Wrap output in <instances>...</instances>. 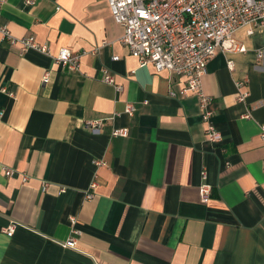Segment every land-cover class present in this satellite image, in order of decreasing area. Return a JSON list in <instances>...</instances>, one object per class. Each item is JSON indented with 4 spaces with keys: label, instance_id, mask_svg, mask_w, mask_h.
Returning <instances> with one entry per match:
<instances>
[{
    "label": "crops",
    "instance_id": "crops-1",
    "mask_svg": "<svg viewBox=\"0 0 264 264\" xmlns=\"http://www.w3.org/2000/svg\"><path fill=\"white\" fill-rule=\"evenodd\" d=\"M35 1L0 4V27L50 49L22 52L0 31V264H264V27H241L246 52L218 49L208 63L216 144L185 78L140 66L108 0ZM63 47L81 54L78 69L55 61Z\"/></svg>",
    "mask_w": 264,
    "mask_h": 264
},
{
    "label": "built area",
    "instance_id": "built-area-1",
    "mask_svg": "<svg viewBox=\"0 0 264 264\" xmlns=\"http://www.w3.org/2000/svg\"><path fill=\"white\" fill-rule=\"evenodd\" d=\"M5 0H0V4ZM35 0H26V4L34 5ZM112 17L116 23L124 27L121 42L130 54L138 58L140 66L152 64L158 72L169 71L185 78L181 89L183 95L195 93L198 96L202 119L206 123L207 139L213 143H220L222 133L213 121L211 109L212 97L203 88V76L207 72L209 61L216 55L218 49L228 52H246V46L236 39V32L241 27L250 30L264 27V0H108ZM0 31L13 44L20 43L22 52L32 48L49 54V46L41 44L34 36L15 38L6 27ZM258 58L264 57V49L257 53ZM81 54L69 48H61L55 61L78 69ZM114 60L118 56L113 57ZM234 61H228V67L234 68ZM49 80V72L43 76V82ZM106 83L114 85L118 90L115 76L106 68L104 78ZM248 78L237 81V99L246 102L250 96ZM261 104V102H260ZM135 106L128 103L125 112L133 114ZM1 116V114H0ZM247 112L245 117H249ZM102 120L88 122V127L97 131ZM262 137L264 139V124ZM127 128L113 131L114 136H127ZM104 162L98 161L97 164ZM6 175H12V168L4 167ZM28 176L24 175L26 181ZM48 183H44L46 189ZM98 181L93 180L86 194L87 199L95 197ZM64 189H62L63 191ZM200 197L208 203L211 197V186H200ZM72 221L75 220L72 218ZM16 230V223H10L5 231L12 235ZM74 234H80L77 229ZM77 237L72 236L64 244L65 247L76 248Z\"/></svg>",
    "mask_w": 264,
    "mask_h": 264
}]
</instances>
